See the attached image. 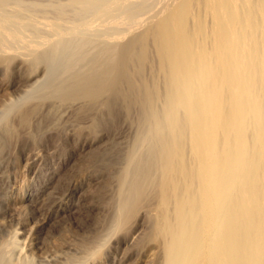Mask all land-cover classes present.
<instances>
[{
  "label": "bare ground",
  "instance_id": "1",
  "mask_svg": "<svg viewBox=\"0 0 264 264\" xmlns=\"http://www.w3.org/2000/svg\"><path fill=\"white\" fill-rule=\"evenodd\" d=\"M3 87L0 153L48 103L35 128L89 120L79 160L112 188L103 232L52 264L130 225L150 264H264V0H0ZM14 229L0 264H33Z\"/></svg>",
  "mask_w": 264,
  "mask_h": 264
},
{
  "label": "rangeland",
  "instance_id": "2",
  "mask_svg": "<svg viewBox=\"0 0 264 264\" xmlns=\"http://www.w3.org/2000/svg\"><path fill=\"white\" fill-rule=\"evenodd\" d=\"M4 87L3 89H1L3 90L2 94L4 95L1 94L0 90V100L1 97L3 100L7 98L8 95L7 92V94L4 93ZM9 89L14 93V89L12 87H6L5 91L7 90L11 94L12 91H9ZM45 106H47V108ZM48 108V103H46V105L43 104V107L41 106L40 108V114L37 115L38 118L39 116L40 118L38 119L36 116L33 117L31 121L36 118V121H40L41 116L47 112ZM58 111L63 113L62 115L61 113H58L59 116H61L59 117V120L61 119V121H58L56 125L59 124V127L55 125V127L50 126L48 128V125L46 123L45 125H43L42 123L41 126L39 125L40 127L35 128V125L38 123V121L36 124V121H33L31 122L30 127L34 128L35 130L29 127V129L31 130L30 133V130L28 128H26L27 132L23 133L25 128L22 127V129L24 130H21V127L17 125L18 123L16 124V118H12L11 121L13 123H11L12 125L14 124L13 126L15 130L17 126V131L20 134L16 132L19 136L15 134L14 137H12V139L8 141L11 145H9V143L7 142L6 147L3 149L6 152L2 151V154L0 153V158L4 161L2 163L0 162V175L2 176H0V193L2 194V196L0 194V197H4L0 198V219L2 217V220H0V241L2 239L6 240L8 238L6 236L10 235V233L13 231L12 229L15 228L19 230V232H21V234L19 235L20 240L22 239V241H25V243L24 241H21V246L23 244V249L25 246L24 251L26 252V254H28L29 252V254L33 257L32 258L30 256L33 264H40L39 261H41V263L44 261L43 264H52L51 258L53 254L57 255L56 260L59 259V262L60 259L64 260L65 262V258L69 259L70 255H73L70 256L71 258H75L77 253L78 255L80 253L84 255V253H82V250L84 249L83 247L86 246L84 244L89 240L90 242L87 244H91L92 240L95 239L94 237L97 236L98 233L103 232V226H105V223L103 222H105L106 219V212L104 211L108 207V204L111 202L113 196L110 190L112 188L109 189V186H106L102 174L99 173L98 170V172L96 170H93V167H88L87 163H85L86 165L84 164L83 161L86 159L84 157L85 151L82 152V148L85 147V145H83L84 140L78 141L76 140V138H74V133H77L78 130H81V127L82 129H84L83 125L86 123H90L89 120L86 121L81 118L80 120L82 121V123L84 120V123L80 124V120L75 119L76 112L67 111L66 113H64L63 109ZM64 114L65 116L66 114H68L67 117L72 119L71 120L68 118L69 120H71V123L73 122L72 124H74V126L78 124L79 126L74 127L72 124H70V121L67 120L69 126L72 125L70 126V128H68V123L64 121V119L66 120L67 117H65ZM70 114H73V117ZM73 120H77L78 124L76 122L75 124ZM125 121H127L125 124H129V126L127 125L128 128L123 124ZM63 122L65 124H63ZM87 124L85 125L86 127ZM61 125L62 129H66H63L62 131ZM63 125L65 126L63 127ZM124 126L127 130L124 129ZM74 128L76 131L74 130ZM130 129H134V124L132 125L130 119L124 120V118H120V121H118L117 124H109L103 127L106 136L108 135L109 137L111 133L110 131L116 130L113 131L114 133L116 132V134H120L122 132V136L120 137V139L122 138L124 140H117L123 142L125 145L130 140L131 135L133 134L130 132L131 135H129ZM55 131H57V133ZM58 131L61 134H59ZM117 131L119 132L117 133ZM126 132L128 133L126 136L129 135L128 137L125 136ZM71 133H73L71 135L72 137L70 136ZM98 134L101 133H97V135ZM112 134L113 133H111V135ZM123 135L128 139V141H126L127 139L123 138ZM17 140L19 141L17 142ZM123 143H120V145L124 148L125 146ZM57 147L58 149H56ZM79 153L81 156L79 155ZM1 155L4 157H2ZM83 157L84 160L80 161L79 159L82 160ZM73 161L75 162V164L73 163ZM86 161L87 160H85V162ZM90 168L92 169L91 171ZM51 188L53 189V191L51 190ZM48 190H50L52 193ZM47 192H50V195L52 194L53 197L50 196ZM46 195H49V197H47ZM56 197H59L60 201L53 203L54 199L56 200ZM45 198L50 199H48V201ZM109 198H111L110 201ZM106 202H108L107 206L105 205ZM5 203H8V206L10 207H6ZM49 203L52 207L49 205ZM14 207L16 208L14 209ZM3 227L4 229L6 228L4 231L2 230ZM143 229L145 230V226L144 228L140 226L136 231L131 227V225L126 226L122 230L123 232L117 235L121 238L125 237V240L117 241V236H112L111 238L107 239V241L104 243V246L97 252L98 258L95 255L91 256L87 259L92 262H87L88 260L85 259V263L99 264L100 262V264H150L147 257V260L144 257L146 256L144 254L146 253L148 246L144 245L142 242H139V238L145 232ZM4 232H6V234H4ZM124 232L126 234H124ZM79 248L83 249L80 250ZM124 250L127 251L125 252ZM81 254L76 258L82 257L83 255L81 256ZM106 254L108 255V257ZM112 254L113 257H111ZM41 255H43L44 257ZM63 256H65V258ZM47 258L49 259L47 260ZM121 258L123 259L121 260ZM56 260L54 258L53 261L56 262ZM129 260L132 263L128 262Z\"/></svg>",
  "mask_w": 264,
  "mask_h": 264
}]
</instances>
